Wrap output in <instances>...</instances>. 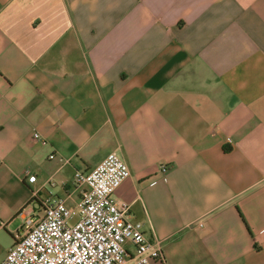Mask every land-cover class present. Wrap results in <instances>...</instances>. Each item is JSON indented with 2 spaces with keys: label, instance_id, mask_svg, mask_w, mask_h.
<instances>
[{
  "label": "crops",
  "instance_id": "obj_1",
  "mask_svg": "<svg viewBox=\"0 0 264 264\" xmlns=\"http://www.w3.org/2000/svg\"><path fill=\"white\" fill-rule=\"evenodd\" d=\"M112 151L154 264H264V0H0V261Z\"/></svg>",
  "mask_w": 264,
  "mask_h": 264
},
{
  "label": "built area",
  "instance_id": "obj_2",
  "mask_svg": "<svg viewBox=\"0 0 264 264\" xmlns=\"http://www.w3.org/2000/svg\"><path fill=\"white\" fill-rule=\"evenodd\" d=\"M129 175L128 165L114 151L89 171L76 170L72 183L80 189L78 203L69 207L62 199H47L40 214L25 217L23 234L0 264L162 263L160 240L147 237L142 223L131 218L130 203L114 196ZM126 243L132 244L131 252Z\"/></svg>",
  "mask_w": 264,
  "mask_h": 264
},
{
  "label": "rangeland",
  "instance_id": "obj_3",
  "mask_svg": "<svg viewBox=\"0 0 264 264\" xmlns=\"http://www.w3.org/2000/svg\"><path fill=\"white\" fill-rule=\"evenodd\" d=\"M75 220V218L74 219H72V221H74Z\"/></svg>",
  "mask_w": 264,
  "mask_h": 264
}]
</instances>
